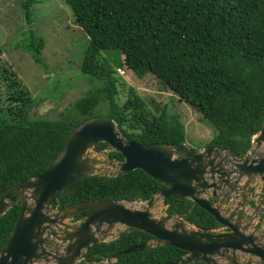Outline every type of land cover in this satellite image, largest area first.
<instances>
[{
    "label": "trees",
    "instance_id": "obj_1",
    "mask_svg": "<svg viewBox=\"0 0 264 264\" xmlns=\"http://www.w3.org/2000/svg\"><path fill=\"white\" fill-rule=\"evenodd\" d=\"M34 2L22 0L29 18ZM64 2L89 39L81 69L99 82L75 101L78 118L32 116L36 98L11 63L3 60L0 44V196L17 182L43 172L64 148L71 129L92 117L100 103L109 106V116L133 140L142 144L185 142L184 122L166 105L153 108L133 86L126 88L124 101L118 99L119 84H126L119 74L122 66L140 77L154 74L212 122L216 134L208 146L230 149L238 156L251 148L253 135L264 119V0ZM26 44L34 61L41 64L44 39L37 41L32 32ZM103 50H116L115 63ZM106 145L100 142L95 149ZM108 154L123 159L118 151ZM162 187L164 184L142 169L112 176L99 173L69 186L54 206L62 208L90 199L144 200ZM175 197L164 200L168 213L199 227L221 225L195 201ZM19 207V203L14 205L0 218V251L15 226ZM150 238L145 231L123 232L112 241L95 243L85 257L98 261ZM183 252L163 244L123 254L112 264H160Z\"/></svg>",
    "mask_w": 264,
    "mask_h": 264
},
{
    "label": "water",
    "instance_id": "obj_2",
    "mask_svg": "<svg viewBox=\"0 0 264 264\" xmlns=\"http://www.w3.org/2000/svg\"><path fill=\"white\" fill-rule=\"evenodd\" d=\"M100 142L107 143L102 149L118 151L123 159L89 154ZM257 149L261 150L254 155ZM102 165L116 172H105ZM135 169L144 170L164 187L144 200L90 199L62 208L54 206L69 186L88 176L121 175ZM257 177L264 180V119L251 148L238 156L217 145L142 144L125 136L112 116L89 117L71 129L64 148L43 172L1 194L0 218L14 205L19 203L20 207L15 226L0 251V264H77L95 243L112 241L127 231H145L152 238L104 258L106 261L101 259L103 264L163 244L185 253L160 264H252L254 257L264 264L260 237L242 231L246 226L239 224L240 219L232 222L218 203L219 191L234 190L242 182L245 187ZM171 195L176 196L174 200L190 198L230 230L199 227L168 212L156 214V203Z\"/></svg>",
    "mask_w": 264,
    "mask_h": 264
},
{
    "label": "rangeland",
    "instance_id": "obj_3",
    "mask_svg": "<svg viewBox=\"0 0 264 264\" xmlns=\"http://www.w3.org/2000/svg\"><path fill=\"white\" fill-rule=\"evenodd\" d=\"M31 12L29 18L22 0H0V44L4 50L3 60L11 63L32 90L37 101L31 108L32 116L78 118L75 101L86 96L99 82L95 76L84 73L81 69L84 49L89 41L88 36L80 26L74 23L71 9L64 0H35ZM32 32L37 41L40 37L44 39L41 64L34 61L27 48L26 43L31 39ZM102 53L111 60V63H115L113 60L116 50H103ZM121 57H123L122 54ZM120 68L122 74L118 69L117 71L126 81L125 86L119 84L118 99L120 101L125 100L126 88L133 86L149 104L153 105V108L155 104L160 107L166 105L170 112L179 116L185 124L186 143L197 148L207 146L216 134V127L212 122L166 88L154 74L147 72L140 77L125 66ZM92 115L109 116L110 108L106 103H100L92 110ZM110 150L93 148L89 154L107 159ZM260 150H255L254 155ZM102 166L105 172H116L109 165ZM261 182L260 178H257L256 184L251 187H258ZM232 197L233 201L230 205L232 204L233 209L237 207L236 202L240 200V196L233 194ZM228 205L227 202L221 204L225 212H229ZM166 208L164 201H159L153 210L160 215L166 213ZM253 210L249 206L246 207V211L254 212ZM260 212L261 208L258 214ZM262 221H264V214L260 216L259 223ZM104 261H96L93 264H103ZM80 263V261L77 262V264Z\"/></svg>",
    "mask_w": 264,
    "mask_h": 264
},
{
    "label": "flooded vegetation",
    "instance_id": "obj_4",
    "mask_svg": "<svg viewBox=\"0 0 264 264\" xmlns=\"http://www.w3.org/2000/svg\"><path fill=\"white\" fill-rule=\"evenodd\" d=\"M257 178H259V177H257ZM261 181L262 182L258 185V187L257 186L251 187L254 184H256V180H255V181H252L249 184H247L245 187H244V185H245L244 182H242V183L237 184L234 187V190H230L229 188H227L230 190L229 192L227 191V189L219 191L218 203H219V206L221 207V204H225L227 202V204H229L228 205L229 212H225L223 209H222V212L225 213L226 215H228L229 217L231 216L232 220H233L232 222H237L240 219L239 224L241 223L240 225L246 226L245 230H243L242 228H241V230L244 231L245 233H252L253 232L256 236L260 237V243H264V221L259 223L260 216L264 214V180H261ZM250 188H252V189L250 190ZM233 194L239 195L240 200L241 199L242 200L240 201L238 199L239 201L237 200V202H236L237 207L232 209L231 208L232 204L230 205V203L233 201L232 200ZM243 202H244V207H243ZM247 206L254 209L253 210L254 212L246 211ZM260 208H261V212L258 214V210ZM89 212H90V210L87 213H89ZM87 213L83 214L82 216L86 215ZM241 215H242V217H241ZM82 216H80V217H82ZM80 217L76 218V216H75L72 219L76 220ZM213 228L219 229V230H230L229 227H226L223 224H221L218 227H213ZM50 234L53 235L54 232H50ZM184 253H185V251L183 253H181L180 255H182ZM96 261H97V259L89 261L85 257V253H84L82 256V259L80 260V262H81L80 264H93ZM219 261H222V260H219ZM251 261H252V264H261L260 263L261 260L259 258L254 257V259H252Z\"/></svg>",
    "mask_w": 264,
    "mask_h": 264
},
{
    "label": "clouds",
    "instance_id": "obj_5",
    "mask_svg": "<svg viewBox=\"0 0 264 264\" xmlns=\"http://www.w3.org/2000/svg\"><path fill=\"white\" fill-rule=\"evenodd\" d=\"M119 71H120V73H121V68H119ZM121 74H122V73H121ZM256 134H257V133H256ZM256 134H255V135H256ZM255 135H253V138H254ZM253 138H252V142H253ZM164 203H165V202H164ZM165 204H166V203H165ZM166 205H167V204H166ZM57 208H58V207H57ZM166 209H167V208H166ZM166 212H167V211H166Z\"/></svg>",
    "mask_w": 264,
    "mask_h": 264
}]
</instances>
